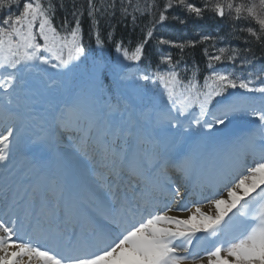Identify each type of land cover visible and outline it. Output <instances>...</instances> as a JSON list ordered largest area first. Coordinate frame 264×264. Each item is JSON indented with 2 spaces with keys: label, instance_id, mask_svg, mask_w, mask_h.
I'll return each instance as SVG.
<instances>
[{
  "label": "snow or ice",
  "instance_id": "obj_1",
  "mask_svg": "<svg viewBox=\"0 0 264 264\" xmlns=\"http://www.w3.org/2000/svg\"><path fill=\"white\" fill-rule=\"evenodd\" d=\"M173 8L227 19L264 49V0H167ZM55 10L0 0V264H264V70L221 71L213 62L254 60L220 47L204 50L203 83L181 79L183 62L172 55L140 71L156 25L168 19L162 11L134 51L116 44L118 95L104 99L62 79L86 53L80 14L58 28ZM98 11L88 0L90 20ZM240 117L248 133L219 142L216 133ZM64 131L75 133L68 150ZM193 178L201 199L185 207Z\"/></svg>",
  "mask_w": 264,
  "mask_h": 264
},
{
  "label": "trees",
  "instance_id": "obj_2",
  "mask_svg": "<svg viewBox=\"0 0 264 264\" xmlns=\"http://www.w3.org/2000/svg\"><path fill=\"white\" fill-rule=\"evenodd\" d=\"M37 2L45 6L50 3L56 6L53 22L58 28L65 21L71 27L76 18L73 13L80 14L82 42L86 58L82 57L72 71L64 76L69 78L70 88L92 86L97 94L104 99L118 95L115 77L111 70L122 62V55L115 51L116 44L123 43L125 48L134 51V46L140 43L143 34L152 27L151 21L157 19L162 11L165 12L168 19L162 25H156L154 37L147 45L145 57L139 66L140 71H156L161 67L158 63L159 58L164 55H172L174 59L178 58L183 62L181 79L186 76L188 80H192L199 76L200 82L203 83V77L209 75L208 61L204 50L207 49L209 54H220L218 51L220 47H225L229 52L235 49L240 56H249L254 60L250 67L244 66L243 68L229 64L227 61L223 65L213 62L221 71H234L237 75L248 76L249 73L254 74L264 70V49L260 44L255 43V38L247 32H239L233 27L231 21L213 18L211 14H206L203 19H198L194 14H188L176 8L166 10L167 0H93V3L101 11L95 12L91 20L87 14L88 0H37ZM190 2L198 4L203 0H190ZM137 8L140 11H135ZM133 15L137 18L135 24L131 20ZM181 20L186 22L181 23ZM97 21L99 22L98 27ZM61 31L63 34L67 30L61 29ZM205 35L212 39L203 40L202 37ZM98 38L103 44L102 48L97 46ZM159 38L184 43L183 53L178 48L160 45ZM245 40L251 42V53L244 51L249 46L244 42ZM191 41H197L196 47L190 46L189 42ZM227 54L226 52L225 56ZM65 55H67L66 50ZM101 60L110 66L109 69L98 71L95 68L94 62L98 63ZM40 67L46 66L40 65ZM136 70V66H131V72ZM48 73L54 74L51 69H48ZM257 105H259V101H257Z\"/></svg>",
  "mask_w": 264,
  "mask_h": 264
},
{
  "label": "rangeland",
  "instance_id": "obj_3",
  "mask_svg": "<svg viewBox=\"0 0 264 264\" xmlns=\"http://www.w3.org/2000/svg\"><path fill=\"white\" fill-rule=\"evenodd\" d=\"M35 72V71H34ZM34 72H32V73H29L30 75L31 74H34ZM0 116H1V118H4L3 117V114H0ZM238 121H240V123H249V118H238L233 124H232V126L233 127H235L236 126V130L235 131H233L234 129H231L230 131H227V132H230L231 134H228V135H226V134H223V135H220V132H218V133H216V137H217V139H218V141L219 142H221V143H227L228 141H231V140H233L234 138H236V137H242V136H244V135H246V133H244L243 131H239V132H237L238 130H241V128H239L238 129ZM239 123V124H240ZM0 124H2V123H0ZM1 127H2V125H1ZM227 129H230V128H227ZM224 130H226V129H224ZM75 136V133H73V132H66V131H64V132H61V138H62V142H63V144H64V148L66 149V150H68L69 148H70V146H71V144H72V141H73V137Z\"/></svg>",
  "mask_w": 264,
  "mask_h": 264
},
{
  "label": "bare ground",
  "instance_id": "obj_4",
  "mask_svg": "<svg viewBox=\"0 0 264 264\" xmlns=\"http://www.w3.org/2000/svg\"><path fill=\"white\" fill-rule=\"evenodd\" d=\"M2 183H3V178L0 177V184H2ZM182 192H183V191H182ZM188 198H189V196L186 195L185 198H184V200H187ZM200 199H201V197L198 196L197 200L199 201ZM183 202H184V201H183ZM192 210H194V207H193ZM203 210L207 211L208 209H207V208H204ZM171 214H173V215H180V216H182V217H186L189 213H176V212H173V213H171Z\"/></svg>",
  "mask_w": 264,
  "mask_h": 264
}]
</instances>
